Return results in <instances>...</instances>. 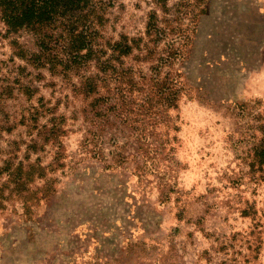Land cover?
<instances>
[{
	"label": "rangeland",
	"instance_id": "obj_1",
	"mask_svg": "<svg viewBox=\"0 0 264 264\" xmlns=\"http://www.w3.org/2000/svg\"><path fill=\"white\" fill-rule=\"evenodd\" d=\"M104 1L107 39L143 33L152 0ZM19 47L37 52L0 20V168L46 167L54 150L33 145L42 127L82 104ZM179 69L184 90L169 126L154 128L158 154L142 178L134 144L114 164L105 136L93 158L78 152L79 120L68 121L64 166L48 173L54 193L30 212L18 200L0 209V264H264V179L249 167L264 120V0H208Z\"/></svg>",
	"mask_w": 264,
	"mask_h": 264
},
{
	"label": "trees",
	"instance_id": "obj_2",
	"mask_svg": "<svg viewBox=\"0 0 264 264\" xmlns=\"http://www.w3.org/2000/svg\"><path fill=\"white\" fill-rule=\"evenodd\" d=\"M207 2L152 0L154 6L146 15L143 33L134 37L120 34L114 40L103 35L110 6L104 0H0V20L7 32L22 31L36 41V53L19 47L16 56L46 69L52 77H60L69 88L72 103L77 100L82 104L69 117L52 116L39 133L42 141L33 143L39 144L41 151L50 145L53 162L46 167L19 162L14 167L8 161L0 168V175L6 174L0 184V209L5 201L18 200L30 212L54 193L48 173L64 166L62 138L70 132L66 129L69 120L80 122L78 152L93 158L103 159L100 144L105 136L113 143L114 164L126 160L125 149L134 144L136 148L128 156L141 157L137 170L142 178L140 170H148L158 154L152 139L162 135L154 128L168 127L167 112L178 107L185 87L179 67ZM66 100L70 103L69 96ZM49 111L43 106V112ZM259 131L261 138L253 147L249 167L252 175L257 167L264 179V120ZM119 137L134 141L119 144ZM31 148L27 146V155ZM38 180L43 184L31 189Z\"/></svg>",
	"mask_w": 264,
	"mask_h": 264
}]
</instances>
